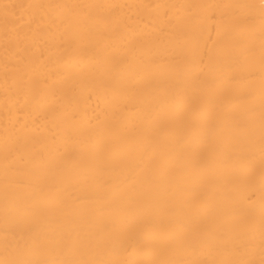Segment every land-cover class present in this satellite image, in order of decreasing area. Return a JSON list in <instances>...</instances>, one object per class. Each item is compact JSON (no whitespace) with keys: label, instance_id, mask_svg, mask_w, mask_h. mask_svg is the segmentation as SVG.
<instances>
[{"label":"bare ground","instance_id":"6f19581e","mask_svg":"<svg viewBox=\"0 0 264 264\" xmlns=\"http://www.w3.org/2000/svg\"><path fill=\"white\" fill-rule=\"evenodd\" d=\"M0 264H264V0H0Z\"/></svg>","mask_w":264,"mask_h":264}]
</instances>
